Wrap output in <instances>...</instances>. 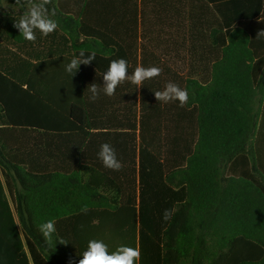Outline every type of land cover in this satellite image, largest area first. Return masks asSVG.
Masks as SVG:
<instances>
[{
  "label": "trees",
  "instance_id": "obj_1",
  "mask_svg": "<svg viewBox=\"0 0 264 264\" xmlns=\"http://www.w3.org/2000/svg\"><path fill=\"white\" fill-rule=\"evenodd\" d=\"M6 1L17 10L0 13V264H78L91 239L139 248V264H264V0L206 13L208 79L125 81L95 102L87 87L102 88L112 60L129 75L173 72L157 47L197 61L201 36L182 35L180 14L165 31L142 0H52L58 28L32 43L14 27L25 9ZM81 49L96 58L72 77ZM168 82L187 90L184 107L156 100ZM105 142L120 171L99 160Z\"/></svg>",
  "mask_w": 264,
  "mask_h": 264
},
{
  "label": "clouds",
  "instance_id": "obj_2",
  "mask_svg": "<svg viewBox=\"0 0 264 264\" xmlns=\"http://www.w3.org/2000/svg\"><path fill=\"white\" fill-rule=\"evenodd\" d=\"M17 5L24 8L23 14L19 20L14 23V27L19 30L20 36L26 41L35 43L36 31L38 30L43 37L52 34L58 28V23L52 19L56 15L55 7H46L52 4V0H16ZM257 36H264V31L258 32ZM96 58L95 51L86 55V50L81 49L78 56H74L69 63L65 65V71L72 77L79 70L80 65H89ZM162 69L156 66L143 67L137 66L131 75L128 74V62L123 59L112 60L105 73H103L104 84L98 87L95 83L90 84L87 90L91 93L89 99L95 102L101 91L106 96L115 95L119 85L125 81L131 82L136 88L142 87L146 80L154 79L161 75ZM158 102L170 103L179 102L180 107H184L189 100V94L186 89L181 88L174 82L166 83L162 91L154 92ZM98 158L103 166L113 171H120L123 167L121 161L117 158L115 148L110 143H103L98 152ZM88 208L84 206L81 212L87 213ZM172 213L165 210L163 218L169 220ZM55 222L48 220L39 225L45 244L52 243V236L55 233ZM59 243L66 244L60 240ZM141 252L139 248L120 245L114 251H109V246L100 239H91L87 243V248L79 259L78 264H139Z\"/></svg>",
  "mask_w": 264,
  "mask_h": 264
},
{
  "label": "crops",
  "instance_id": "obj_3",
  "mask_svg": "<svg viewBox=\"0 0 264 264\" xmlns=\"http://www.w3.org/2000/svg\"><path fill=\"white\" fill-rule=\"evenodd\" d=\"M141 0H139L140 2ZM144 3H148L149 14L153 18L158 19V25L165 28V31H169V27H176L173 18L182 15L184 21L180 22V32L182 35L189 33L190 30L194 34H199L201 38L195 41L192 45L200 51L197 61H191L188 53L182 55L181 60H177V47L159 45L155 55L160 57L166 53L169 55L167 59L168 69L173 72L165 70L163 66H157L162 69L161 75L156 77V84L161 83L163 80H174L176 74H180L183 78H195L198 80H206L210 76L211 59L208 55L212 42L205 40L203 34H207V27H210V22L206 21V13L209 14L211 20L218 18L219 14L216 11V5H221L222 2H230L232 0H142ZM139 29L142 30L140 26ZM155 22V21H154ZM154 22H150L149 25H153ZM162 29H159L161 31ZM150 32H158L155 29H150ZM184 37V36H183ZM206 38V37H205ZM189 41V40H188ZM186 41V42H188ZM202 52V53H201ZM162 60V59H161ZM155 84V85H156ZM154 85V86H155ZM140 92V89H139Z\"/></svg>",
  "mask_w": 264,
  "mask_h": 264
},
{
  "label": "rangeland",
  "instance_id": "obj_4",
  "mask_svg": "<svg viewBox=\"0 0 264 264\" xmlns=\"http://www.w3.org/2000/svg\"><path fill=\"white\" fill-rule=\"evenodd\" d=\"M15 10L17 9L11 6L6 0H0V13L1 12H13Z\"/></svg>",
  "mask_w": 264,
  "mask_h": 264
}]
</instances>
